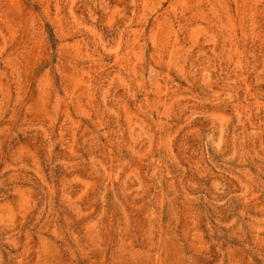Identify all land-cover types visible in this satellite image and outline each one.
Returning <instances> with one entry per match:
<instances>
[{
	"label": "rangeland",
	"instance_id": "1",
	"mask_svg": "<svg viewBox=\"0 0 264 264\" xmlns=\"http://www.w3.org/2000/svg\"><path fill=\"white\" fill-rule=\"evenodd\" d=\"M0 264H264V0H0Z\"/></svg>",
	"mask_w": 264,
	"mask_h": 264
}]
</instances>
